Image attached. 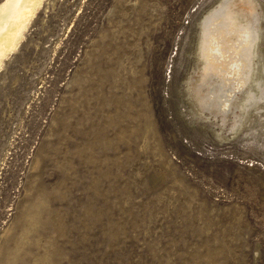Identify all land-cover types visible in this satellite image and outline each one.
<instances>
[{
	"label": "rangeland",
	"instance_id": "rangeland-1",
	"mask_svg": "<svg viewBox=\"0 0 264 264\" xmlns=\"http://www.w3.org/2000/svg\"><path fill=\"white\" fill-rule=\"evenodd\" d=\"M223 2L33 5L0 59V264H264V95L194 94Z\"/></svg>",
	"mask_w": 264,
	"mask_h": 264
},
{
	"label": "bare ground",
	"instance_id": "bare-ground-1",
	"mask_svg": "<svg viewBox=\"0 0 264 264\" xmlns=\"http://www.w3.org/2000/svg\"><path fill=\"white\" fill-rule=\"evenodd\" d=\"M37 2L8 0L0 7V59L21 39L23 27ZM258 7V0H224L220 9L201 22L194 94L198 106L215 118L224 119L234 106L244 117L247 110L263 100ZM235 99L237 106L233 103Z\"/></svg>",
	"mask_w": 264,
	"mask_h": 264
}]
</instances>
